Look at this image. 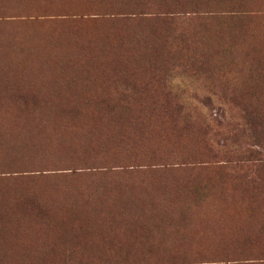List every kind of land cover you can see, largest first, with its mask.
<instances>
[{
  "label": "rangeland",
  "instance_id": "1",
  "mask_svg": "<svg viewBox=\"0 0 264 264\" xmlns=\"http://www.w3.org/2000/svg\"><path fill=\"white\" fill-rule=\"evenodd\" d=\"M0 264H264V0H0Z\"/></svg>",
  "mask_w": 264,
  "mask_h": 264
}]
</instances>
